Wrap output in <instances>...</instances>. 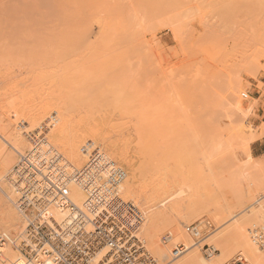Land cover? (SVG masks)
<instances>
[{"label":"rangeland","instance_id":"obj_1","mask_svg":"<svg viewBox=\"0 0 264 264\" xmlns=\"http://www.w3.org/2000/svg\"><path fill=\"white\" fill-rule=\"evenodd\" d=\"M21 1L23 0H15V3L12 0H7V2L5 0L4 2L8 4L13 2L14 5H9L16 6V3L18 4ZM158 1H160L161 3L159 4L162 5H155L157 0H139V3L135 0L106 1L109 4L118 5L120 7L126 5V7H124L125 13L137 15L134 16L140 21V24L139 22L137 23L139 24V29H137L138 27L135 23L137 22V18L133 15L128 16L126 14L127 17H134L135 19L130 18L133 22L129 23L133 25H128L126 27L124 25V28L129 29H125L126 32L123 30L125 33H127V31L129 33V30L132 29L129 34H133V36L135 34L136 36H132L133 38L130 37L131 39L126 40L129 42H122V46L119 45V43L116 44L115 36L112 38L109 45L110 47H112L111 45H116L118 48L120 47L122 56L121 61L115 58L117 55L115 52L117 49L116 47L113 48L115 51L111 50L110 53L106 52L107 54L100 52L94 57L93 54L89 55L90 53H86L87 55L85 54V56L83 55L84 57L82 56L84 59L81 58L80 60H78L80 57H77V60H75V57L71 56L75 61L73 59L70 60V57L66 56L64 61L67 67L68 63L71 62L70 64H75V62H77L75 64L76 67L80 64V67L82 68L84 66V68L77 71L76 69L78 67H74V64L72 66L69 65V69H72L73 72H77V74L74 73L75 75L72 76L73 72L69 75L67 71L68 74L65 79L69 78L68 83L72 82L69 84L71 87H68V84L62 85L60 89L65 88L66 91H62L61 93L59 89L58 91L56 90L59 87H55L54 91L57 92L54 93V95L58 96L59 102L65 107L68 121L67 125L69 121L70 125L68 126L72 128L73 125L74 131L72 129V133L69 131V133L73 135V142H78L79 139L83 138L82 136L86 134L88 136V134L93 133H104L105 127H103V120H109L110 118L108 119L107 116L111 117V119L116 116L118 117L119 115H117V113L120 114L122 112L121 107L118 109L121 100L126 98L127 95L129 96H127L126 99L131 97L130 99L132 100H128L131 107L128 105L129 103L126 104L124 102L126 99L122 101L131 108L127 111L128 113L131 112V119L128 117L129 114L126 113V110L122 112L123 114H120V117L116 118L119 122L120 120H123L121 121L122 123L126 122L127 125L123 123L124 127H126L124 130L128 132L130 129L128 134L124 131V136L122 134L118 135L119 137L117 136L118 141L122 138L120 144H117V146H121V148L124 147V151L120 148L118 149L119 152H124L121 155L122 157L125 156V154L127 155L123 158V160L126 159L124 162L128 164L127 166L133 170H136L135 168H137L140 163H142L144 167H146L145 164L149 165V168L154 166L157 168V171H154V167L150 169H152L151 171L154 172L157 177L155 178L154 176L153 180L151 179L152 177L148 180L146 177L147 175L144 174L145 177L140 175L142 177L141 179H144V182L140 180L139 177L138 181L140 183L137 180L138 184L128 180V184H132L130 185L133 187V191H138L140 188L143 190L145 184V186L149 185L151 187L149 188L148 186V189L146 191L144 189V191L150 192V190L153 189L150 192L151 194H148V192L145 193L148 196H152L153 192H156L155 194L159 192L158 188L160 186L164 187V185L166 186L168 183L171 184L172 182V184H176L177 182L179 184V186H177L178 189H181L184 193L171 202L172 205L174 203L179 207L181 205V210L187 208L186 205H188L189 195H192L191 203L195 207L193 211L197 213L195 212V214L193 212L192 215L195 214V216H192V218L187 217V223L183 226H179V230L182 231L183 228L187 226L195 227V225H199L201 227V230H197V234H191L190 236L192 243L195 244L199 241L195 248H197L200 256L206 259L203 255V250L206 247H210L214 250L217 249L215 241H211L210 238L218 232L221 235L223 233L226 234L240 224V226L245 228L250 242H252V239L255 240L253 231H256L258 236H264V220L260 224L256 221L245 222L246 219L252 218L253 212L257 209H260L264 215V146L258 153L251 152L252 143L259 140H262L264 143V6H261V8L260 6H255L254 9L252 7L250 11L248 9L249 12H245L244 10L243 12H239L238 9L235 10L236 4L239 5L243 0H218L219 2L217 0ZM215 1H217L216 3L218 4H216ZM252 1L249 0L250 4H248V2L247 4L251 6ZM169 2L173 3L170 4ZM245 3L246 2L240 3V5H244ZM232 4L234 5L232 6ZM248 5H246V8ZM161 6H163L165 10H161ZM239 7L240 9L242 8V6ZM129 8L132 10L135 8L137 10L133 12L132 10H128ZM233 10L235 12L238 11V13H234ZM153 11L155 13H153ZM227 12L234 13L235 15H229ZM145 13L148 15L146 16ZM187 13L189 14L187 15ZM224 13H226V15L228 14V16H226L227 18ZM240 13L244 15H240ZM246 13L248 14L247 17L245 16ZM153 15L156 18H152ZM149 16L151 17L147 18ZM19 17L21 18V16ZM185 17L188 19H184ZM13 22L15 23V21ZM93 23L90 25V28L93 27L94 32L95 26H93ZM129 23L128 21L126 22V24ZM51 28L52 27H46L45 32L48 34L50 33V35L51 33L54 34L57 32L55 28ZM133 31L134 33H132ZM93 32H90V40L94 37ZM94 39L95 37L93 38V42ZM99 40L100 39L96 38L97 42H99ZM112 41L115 43H112ZM111 53L114 54L113 57ZM88 55L95 59L89 58ZM86 57L87 59H91L90 61L92 63L88 62L87 59L85 60ZM12 59L16 62H12L14 63L13 65L16 64L15 66L18 68L20 64L19 58L13 57ZM82 59L87 62H83ZM95 60H99V63L97 64ZM101 61L103 62L101 63L102 68L100 67V69L102 71L104 70L103 72L98 71L100 70L99 64ZM115 61L118 63L115 64L114 69H112L113 67L110 68V66L109 68L107 67L109 63L114 65ZM103 63H107V66H104L105 64L102 65ZM11 67L13 66L11 65ZM86 67H88V69ZM2 68L0 67V72L4 71ZM96 68L98 69L96 70ZM13 69L16 74L18 70L16 71L15 68ZM92 69H95V71ZM110 69L111 71H108ZM109 73L110 75H108ZM18 74L19 72H17V75ZM17 75L10 78L6 75V79L4 78L5 75L1 76L0 88L3 86V82L5 84L9 83L7 89H10V86H15V89L17 88L16 90L14 87L10 90L14 89L15 92H17L19 90V86L17 87V85H15L18 83L16 80ZM18 77H20L18 80L22 82L23 79L24 82H26V80H28L27 82H31L30 85L32 86L29 85L31 92L27 91L26 93L23 92L25 90L22 91L24 95H27L28 92L31 93L29 96L32 95L33 103L29 108H33V111L38 109L41 110L42 104L44 103L42 101L43 96L52 92H48L49 88H47V86L44 89L41 86L45 84L42 80L43 72L24 70L20 72ZM72 77L76 78L77 81ZM112 77H117V81L119 78L121 83L124 81L125 83H123L124 88H121L123 94H118V91H121L120 87H123V85H121L120 81H118L119 84L115 79V81L113 80L116 84L113 82L114 85L110 86L111 89L113 88L115 90V85L117 84H119L120 87L118 86L119 90L112 93L110 92L113 98L110 97L111 100L108 101L109 97L107 95H109L111 89L108 84L105 83ZM14 79L17 81L15 84L13 83L14 81L12 82ZM70 79H73L77 83ZM27 82L24 84H27ZM73 83H75V85ZM110 84L112 83L110 82ZM21 85L22 89L29 88L28 85L25 86L22 83ZM24 86L26 88H24ZM104 88L107 89V94ZM13 91L7 90V93L14 96L15 93ZM20 91L21 88L17 92L18 95ZM0 92H2V90H0ZM124 92H126V94ZM128 93L132 94L130 95ZM102 94H106V96L104 97ZM117 98L122 99L116 102ZM104 100H107L106 102L108 103L105 104L106 102H104ZM109 104H112L111 106H113V108L111 107L110 109V106H107ZM105 105L106 107H104ZM126 105L124 107L128 109ZM107 107L110 109L109 111L104 110L107 109ZM102 111L105 112L103 113ZM110 111H112V113L109 116L106 112L110 114ZM4 114L5 112L0 110V118L4 116L7 117V115ZM103 114H106V119ZM54 115L58 117L57 114L53 113L43 121L44 126L46 121H51V123L50 121L46 122L48 125L45 126L47 130L48 128L50 129V131L48 130L49 132L47 131L48 136L50 135V138L47 136L50 139L47 138L49 142L51 141L52 130H55L52 128L57 127L54 123L59 124V118L57 120ZM54 117L56 118L55 122L52 121ZM133 118H136V120H133ZM3 119L7 120L11 128L18 127L21 131L23 124H20L21 122L19 119L18 121L13 120L17 118L12 119L11 117H4ZM115 120L113 118L111 122L116 123L113 122ZM152 120L154 121L149 122ZM119 122L117 121L118 124ZM144 123L146 124L144 125ZM246 127L250 128L248 132L246 131ZM133 128L134 130H131ZM138 128L141 129L139 130ZM135 129L136 131L138 130L136 135L133 133ZM153 129L154 131H152ZM29 130L30 129L27 131L24 127L21 132L28 134ZM68 130L70 129L68 128ZM34 131L36 130H33L32 133H34ZM131 131L132 133L130 135ZM125 135L131 138L129 139L130 141ZM123 139H125L124 142ZM142 141L144 145L142 148L145 149V151H143L142 148L138 149L143 146L139 145ZM245 141H247L249 150L240 146L241 143ZM128 142L132 144L138 142L139 144L134 145L136 146L134 148V146L130 145ZM0 146L3 145L0 144ZM54 147L57 150L59 149L56 145H54ZM149 147L151 148L149 149ZM125 149L128 150L126 151ZM58 151H60V149ZM100 152L108 155L110 159L115 157L112 153H107L106 151ZM260 152L263 153L261 154ZM14 155L12 156H14L15 161L17 156L16 154ZM116 166H118V168L123 167L121 163H116ZM158 169L159 173H156ZM125 181L126 180H123V182ZM135 183L136 186L139 185L140 188H138L139 186H134L133 184ZM152 186H155L157 190ZM127 197L128 196L123 195V199L125 198V201L129 200L128 202H130L132 198L129 199ZM154 200L155 201L152 203H157L160 198L159 200L158 198ZM131 202L136 204L134 200ZM171 202H168L170 203L169 206H171ZM251 204H254V208H249ZM165 205L168 204L166 203ZM157 206L159 207L160 204ZM167 207L168 206H163L162 209ZM159 208L155 211L164 210H160ZM139 210L143 212V208H139L138 211ZM166 211L169 212L168 214H170L171 217V212L169 210ZM177 214L178 213H176V215ZM174 215L173 213V218L176 216ZM178 216L181 220L185 219V213H183V211H181V214ZM178 216L176 217L177 219ZM142 219L140 220V225ZM234 225L235 227H233ZM231 227L233 228L231 229ZM182 233L185 232L182 231ZM162 234H158V244H161L160 241L164 236H168V231L165 230ZM16 235H18V233ZM207 236H210L209 240ZM253 242L252 246L256 249L259 248L258 250H262V254H264V248L256 245V240ZM168 249L170 250L171 247L169 246ZM217 254H220L219 251H216L214 255ZM238 255L247 259L248 264H251V259L244 252H235L229 255L222 264H228Z\"/></svg>","mask_w":264,"mask_h":264},{"label":"bare ground","instance_id":"obj_2","mask_svg":"<svg viewBox=\"0 0 264 264\" xmlns=\"http://www.w3.org/2000/svg\"><path fill=\"white\" fill-rule=\"evenodd\" d=\"M4 1L5 0H0V63L4 64V65L0 64V67L1 68L3 67L2 69L4 70V71L0 72V74L3 73L5 76L3 74H1L0 77L4 76V78H5L6 75L9 76L8 78L14 77V75H17V72H19V74H20V72H23L24 70L25 71L28 70V71L43 72L42 80L44 81V83L46 85L44 84V86L43 85H41V86L43 87V89L47 86V88H49V91H48V89H47V91L48 92L52 91V92L47 93L45 96H43L42 101L44 103L42 104V109L41 110L38 109V110L33 111L32 110L33 108H31V107L29 108V106L33 103L32 97H31L32 95L29 96V94H31V93L28 92V94H27L28 96L23 94V92L27 93V91H30V86H32V85H30L31 82H27L28 80H26L27 84H24V83H26V82H24V79H23V82L18 80L21 77V76L18 77V75H19L18 74L16 76L17 79L15 78L18 81V83H17V81H15V79L12 80V82L14 81L13 82L14 84H15V82L17 83V84H15V85H17V87L19 86L21 88V91L19 92L20 94L18 95L17 92L20 90L19 87H18L19 90L17 92H15V90L17 89V88L15 89V86H13L15 90L14 89L10 90L11 88H13L10 85H9L10 89H7L9 83L5 84L3 82L4 78L2 79L3 81H1V82H3V84H2L3 86L0 88V90H2V92H0V110H3L5 112V114L7 115V117H11L12 119L17 118V119H13L14 121H18V119H19L21 122L20 124L21 125L23 124L22 129L25 127L27 131H28V129H30V130H29L28 134L25 132L22 133L21 132L22 129L20 131V128H18V127H16V128L10 127L7 120L3 119L4 117L7 118L6 116H4L3 118H0V144L3 145V146H0V238L3 242V244L1 245V248H0V264H23L22 257L19 254H16L17 252H15L11 247V244L13 245V243L15 242V239L18 236L16 234L21 233L23 230V227H24L23 220L21 219V217H20V215H19V213L15 207V202L17 199V195H16L17 190L15 189V186L13 184L14 183L13 182V178H14L13 176H14V168L16 167L18 160L16 159L15 160L16 162L14 161V159H15L14 154H16L17 157L21 156V155L23 156L28 150H30L31 147L29 144V134H31L33 132V130H36V131L43 130L45 128V126L48 125L46 122H48L50 120L45 122V126L43 125V123H44L43 121L45 119H47L48 117H50V114H53V113L58 115V117L56 115H54V116L57 118V120L59 118V124L54 123V125L57 127L55 128L53 126L54 128H52L55 130H52L53 132L51 133V141L50 142H49V140H50L49 136L50 135L48 136V134H47L50 131V129L48 128L49 131L46 129V131L43 132V135L45 138L43 139V141L40 142V144L38 146V150H40L41 148L46 149L44 151L41 149L40 152L41 153L43 152L42 155H46L47 153H50L51 151L55 152V154L57 155V158H58V162L62 163L61 168H63V171L65 172L66 176L68 177V181H67L68 183L66 186L68 198L76 207H80L82 205L83 200H84V195H83L81 189L72 181V175L75 172H78L79 170L82 169V167L86 164L87 157L89 156L90 153H92L94 151H99V152L100 151H102V152L106 151L107 153H112L115 155V157L112 156L113 158L110 159L108 155L103 153L111 161V163H113L114 165H116V163L117 164L121 163L123 165V167H122L123 169L122 168H119V169L122 170V172L124 173L126 178L128 177L127 179L124 178V180H126V181L121 182V184L118 187L120 195H122L121 197L123 198V195H125V196H128L127 198H129V199L132 198L130 200L136 201L135 202L136 204H134V202H131V201L130 202L132 204H134V207L136 209L138 207L141 209L143 208V212H140L141 210L138 211L139 208L137 209L138 213L140 215L142 214V217H143V219L141 217V219H142L141 225H140L141 227H139V228H141V229H139L140 235H141V238L143 240L145 238L146 241L145 240L144 241L148 244L147 245L145 243L146 248H147L149 254L151 255V257L156 262H158V264H222L224 262V260L229 255H231L235 252H237V253L238 252H244L251 259V264H264V254H262L263 253L262 250L260 251V250H258L259 248L256 249L252 246V244L254 243L253 241H255V240L252 239L253 243L249 241V238L247 237V233H246L245 228L240 226V224L237 225L236 227L234 225L233 227H235V228L231 227V229L233 228V230L229 231L226 234L223 233L221 235L218 232L217 234L212 236L210 238V240L215 241V244L217 246V249L215 251H219L220 254L212 256L209 260L203 259L200 256V254L198 253L197 248H195V246L198 244L192 243L191 242L192 241L191 236L187 235L186 233H182V231H184V230H182V231L179 230V226H183L185 223H187V221H188L187 217L192 218V216H195V214L197 213L196 211H195L196 213L193 211V208L195 209V207L191 203L192 202L191 201L192 195L191 196L189 195L188 205H186L187 208H183V210H181L182 209L181 205H180V207L178 205H176L175 203L172 205V202H173L172 200H176V198H178L179 196H181L184 193L183 191H181V189H178L177 186H179V184L177 182H176V184H172V182H171V184L168 183L166 186L164 185V187L160 186L158 188L159 192L157 191L158 192L157 194H155L156 192L155 193L153 192L154 194L152 193V196L149 195L150 197L147 194H145L148 192V191L147 192H145V191L148 189L149 185L145 186L146 185L145 184L143 190L140 188L139 185L136 186V183H137L139 177H140V180H142L141 176H144V174H145V175H147L146 177L148 180L151 177H152L151 179L153 180V177L155 176V174H154V172L151 171L152 169H150V168H153L154 166L149 168V165L145 164L146 167H144V166H142L143 165L142 163H140V165L137 166V168H135L136 170H133L132 168L127 166L128 165L127 163L124 162V160H126V159L123 160V158H125V156H127V155L125 154V156L122 157L121 155L124 152H119L118 148L123 150L124 147L122 146L123 148H121V146L120 147L117 146V144L119 145L120 141L122 140V138L120 136L121 140L119 139V141H118V137H119L118 135H121V134L123 135L124 131L127 132V130H124V129H126V127H124V124L125 125H127V124H126V122H123L124 123L123 124L121 122L123 120H120V122H119V120H117L116 118L120 117L121 116L120 114H123L122 112L126 110V113L129 114L128 117H130V119H131V114H130L131 112L130 113L127 112L129 109H131L130 103L128 102V100L131 97H129V99H126L127 96H129V95H127V96L125 95L126 92H124L125 93L124 95L126 96V98H124V99H126L127 101L122 99V98H119V99L117 98V100H116V102H119L122 99L120 102V106L118 107V109L121 107L122 112L120 111L121 112L120 114H118L116 112L117 115H119L118 117L117 116L113 117L115 114L113 112L114 114L112 116L114 118V120L116 119L113 122L117 123V121H118L119 124L118 123L117 124L112 123L111 121L113 120V118L111 119V117L107 116V118L108 119L110 118L111 121H110V119L109 120H103V123H104L103 127H105L104 133H93V134H88V136L86 134L85 136L83 135L82 136L83 138H80L78 142H75V141L73 142V140H72V139H74L73 135L70 134V133H72L71 129L74 131L73 125L71 124L72 128H71V126L70 127L68 126V125H70V121H69V124L67 125L68 121H67L65 107L59 102L58 96L54 95V93H56L58 91V89H59L60 93L62 91H66V89L64 87H63L64 89H60V88H62V85L68 84V87H71V86H69V84H71L72 82L68 83L69 78H67V79H65V78H66V75L68 74V72H69V75L71 72H73L72 69H69L70 68L69 65L72 66L74 63L73 64H70L71 62L68 63V67H69L68 68L66 66L67 64L64 61V59L67 56V57H70L69 58L70 60H72V59L74 60V58H71V56H72V57H75V60H77V57L78 58L80 57L78 59V60H80L81 58H83L85 56L86 53L87 54L90 53L89 55L93 54V57L97 56L98 55L97 53H100V52L110 53V51L114 50L113 48L116 47V45H111L112 47H110V45H109L114 36H115L114 38L116 40L115 41L116 44L119 43V45H121L122 42H124L128 39H131L130 37H132L133 34L130 35L129 33H131L130 31H132V29L129 30V33H128V31H127V33H125L126 32L125 29H129V28H124V25H125V27L128 25H131V23H129V22H133L130 19L132 17L129 18L126 16V14L128 16H132L133 14L129 15L127 12L126 13L124 12V7H126V5H123L120 7L118 5H112V4H109L106 2V1H110V0H23L18 4L16 3V6H13L15 3V0H12V1H14V3L10 2L9 4H13L11 6L8 3H6L7 0H6V2H4ZM135 1L138 2L139 0H135ZM161 1H163V0H161ZM171 1H173V0H171ZM217 1H215V3ZM151 2H153V1H151ZM157 2L155 5H158L159 3H161L158 0H157ZM237 2H239V1H237ZM244 2H246L244 5H242V4L240 5V3H244ZM247 2H248V4H250L249 0H245V1L243 0L242 2L239 3V5L236 4L235 10L238 9L239 12H241V11L243 12V10L245 12H249L252 7L254 9L255 6H258V7L260 6V8H261V6H264V0H254V1H252L253 3L251 2V4H252L251 6L248 5ZM172 3L173 2H171L170 4H172ZM220 3H222V2H220ZM216 4H218V3H216ZM234 4H232V6ZM129 5H130V3H129ZM131 5H132V3H131ZM159 5H162V4H159ZM246 5H248L249 8H248V6L246 8ZM163 6H161V8H162L161 10H165ZM239 6H242V8L240 9ZM258 7H256V8H258ZM146 8H147V6H146ZM223 8H226V7H223ZM243 8H245V9H243ZM248 9H249V11H248ZM128 10H132V9L129 8ZM135 10H137V9L134 8V10H132V11L135 12ZM157 10H155V11H157ZM228 10H230V9H228ZM144 11H145V9H144ZM255 11H256V9H255ZM151 12H152V10H151ZM230 12H227V13L229 15L230 14L235 15L234 13H236V14L238 13V11L235 12L234 10H233L234 13H230ZM253 12H252V14H253ZM153 13H155V12L153 11ZM188 14L189 13H187V15ZM224 14H225V17L228 16V14L227 15H226V13H224ZM241 14H243V13H240V15ZM249 14L252 15L251 13H249ZM18 15L21 16V18ZM145 15L147 16L148 14L145 13ZM247 15L248 14L246 13L245 16L247 17ZM16 16H18L19 18ZM135 16H137V15H135ZM151 16H152V14H151ZM151 16H149L147 18H150ZM134 17L132 19L137 18V17H135V18ZM154 17L155 16L153 15L152 18H154ZM186 17H188V16H186ZM186 17L184 19L187 20L189 17L188 18H186ZM222 17H223V14H222ZM136 20H137V22H135V23H136V26L138 27V25L140 24V21L138 20V18ZM13 21H15L16 24ZM125 21L126 22L128 21L129 24H126ZM138 22H139V24H137ZM92 23H93V26H95L94 32H93V27L90 28L91 27L90 25ZM47 25H50V26H47ZM46 27L55 28L57 30V32L54 34L51 33V35H50V33L48 34L47 32H45ZM137 29H139V27ZM91 31L94 33L93 34V36L95 37L94 42H93L94 37H92V39H91L92 41L89 38V35H91V33H90ZM52 32H54V31H52ZM138 32H139V30H138ZM132 33H134V31ZM134 36H136V35L134 34ZM96 38L100 39L99 42L96 41ZM115 42L112 41V43H115ZM126 42H129V41H126ZM116 48L118 49V51H117V49H116V51L114 50L117 53L115 58H118V59H120L119 61H121L122 56H121L120 47L119 48L116 47ZM203 54H205V53H203ZM89 55H88L89 58L95 59L93 57H90ZM113 56H114V54H112V57ZM13 57L19 58L18 60H19L20 64L18 65V68H16V66H15L16 64L13 65L14 63H12V62H15L12 59ZM89 58L87 59V57H86L85 60L87 59L88 62H91L90 61L91 59H89ZM83 59H82L83 62H87V61H84ZM118 59H115V60H118ZM1 61H3V62H1ZM4 61H6V62H4ZM10 61L12 64L10 63ZM96 62L98 64L99 60ZM102 62L103 61H101L99 64V69L101 67ZM5 63H6V66H5ZM76 63L77 62H75V64ZM107 63H108V61H107ZM107 63H103L102 65L105 64L104 66H107L106 65ZM116 63H118V62L115 61L114 65L109 63L110 65L108 64L107 67L109 68V66H110V68L113 67L112 69H114V66ZM10 64L13 67H11ZM75 64L73 65L74 67H76ZM8 66H9V68H8ZM80 66L81 65L78 64V66H77L78 68L76 67L77 71L79 69L84 68V66L82 68ZM4 67H5V69H4ZM89 67H91V66H89ZM13 68H15L16 71L18 70L16 72V74H15V71H13L14 70ZM86 68L88 69V67H86ZM97 69L98 68H96V70ZM69 70H71V71H69ZM92 70L95 71V69H92ZM82 71H84V70H82ZM98 71L100 72L102 70L100 69ZM108 71H111V69ZM74 73L77 74V72L74 71L72 76L75 75ZM108 75H110V73ZM112 75H114V74H112ZM113 77H115V76H113ZM70 78H71V76H70ZM112 78L110 80H108L107 83H105V84H108L109 87L114 85L115 80L117 81V79H116L117 77L113 78V79ZM73 79H76V78H73ZM73 79H70V80L73 82L77 81V79L75 81ZM21 80H22V78H21ZM118 81H120L119 78H118ZM20 82L25 86L30 85L29 88L22 89V87H21L22 85ZM110 82L112 84H110ZM75 83H77V82H75ZM75 83H73V84L75 85ZM120 83H121V81H120ZM123 83H125V81ZM123 83H121V85H123ZM14 84H12V85H14ZM119 84L115 85V87H116L115 90L113 88L111 89V87H110V89H111V90L109 89L110 90L109 91L110 96L107 95L109 97V98L107 97L109 99L108 101L111 100L110 97L113 98V96L110 94V92L112 93L114 91L119 90L118 89V86L120 87ZM25 86H24V88H26ZM55 87H59L56 89L57 90L56 92L54 91ZM121 88H124V85H123V87H120V89ZM126 88H125V90H126ZM6 89L8 91L14 90L13 91L15 93L14 96H11L10 94H8ZM23 90H25V91H23ZM104 90L106 91L107 89L104 88ZM101 92H102V90H101ZM118 92H116V93L121 94L123 91L121 89V91L119 90ZM11 94L13 95L12 92H11ZM106 94H107V91H106ZM106 94H102V95L105 97ZM128 94L131 95L132 93H128ZM15 95H16V97H15ZM133 95H135V94H133ZM120 96H122V95H120ZM123 100L126 104L129 103L128 105L130 107L127 106L124 102H122ZM130 100H132V99H130ZM106 101L104 100V102H106ZM107 103L108 102H106L105 104H107ZM113 103H114V100H113ZM111 105L112 104H109L107 106L108 107L110 106V109H111V107L113 108V106H111ZM118 105H119V103H118ZM125 105L128 107V109H126L124 107ZM104 107H106V105ZM108 107H107V109H104V110L109 111L110 109H108ZM112 111H115V110H112ZM112 111H110V114L107 112H106V114L110 116ZM105 115L103 114L104 118L106 117ZM132 115H133V113H132ZM55 117L52 120L54 122L56 119ZM133 120H136V118H133ZM153 121L154 120L149 121V122H153ZM50 123H51V121H50ZM130 123H133V122H130ZM146 123H147V121H146ZM146 123H144V125ZM141 124H142V122H141ZM131 125H130V127L132 128ZM136 126H137V124H136ZM51 127H52V125H51ZM133 127H135V126H133ZM68 128L70 130H68ZM149 128H150V126H149ZM138 129L140 130L141 128H138ZM246 129H247L246 130L247 132L250 130L249 127H246ZM131 130H134V128ZM36 131H34V132H36ZM69 131H70V133H69ZM129 131H130V129H129ZM152 131H154V129ZM128 132H127V134H128ZM136 132L138 133V130L136 131V129H135V131H133V133L136 135ZM131 133H132V131L130 132V135H131ZM126 137H128V140L131 139V138H129V136H126ZM47 138L49 140H47ZM124 140L125 139H123V142H124ZM132 142H134V141H132ZM138 142H140V141H138ZM138 142H136V144H132L129 142L128 143L130 145L134 146V145H138L139 144ZM52 143H53V146H52ZM54 145H56L60 149V151H58L59 149L57 150L54 147ZM139 145H143V141ZM240 146L243 147L244 149L249 150V146L247 144V141L241 143ZM135 147L136 146H134V148ZM142 147H144V145L139 147V148L137 146L138 149H141ZM137 148H136V150H137ZM150 148L151 147H149V149ZM7 151H9L10 154ZM138 151H141V150H138ZM143 151H145V149H143ZM148 151H151V150H148ZM12 155H14V156H12ZM138 164H139V161H138ZM154 168H155L154 171H157V168L156 167H154ZM126 171H127V173H126ZM156 173H159V169H158V172H156ZM148 175H149V178H148ZM156 177L157 176H155V178ZM128 180H130V182L131 181L136 182L133 185L136 187L139 186L138 188H140V190H142L143 192L140 190L133 191L132 190L133 187H131L132 184L131 183L128 184ZM142 181L144 182V179ZM173 183H175V182H173ZM129 185H130V187H129ZM150 187L151 186H149V188ZM153 188L156 189L155 186ZM144 189H145V191H144ZM152 190H150V192ZM150 192H148V194ZM161 196H162V198H161ZM155 198H158V200L160 198L159 202L152 203L155 201L154 200ZM124 200H125V198H124ZM156 201H157V199H156ZM168 202H171V206H169L170 203H168ZM166 203L168 205H165ZM158 204H160V206H159L160 208L157 206ZM185 204H187V203H185ZM136 206H138V207H136ZM163 206H168V207L163 208L164 209L163 210L162 209ZM157 208H159L160 210H163V211H155ZM249 208H254V204L253 205L251 204L249 206ZM166 210H169L171 212L172 216H173V213L175 215H176V213H178V214L176 216L174 215L175 217L173 218L172 216L170 217V214H168L169 212H167ZM181 211H183V213H185V219H182V220H181V218L179 219V216H178L181 214ZM193 212L195 213L194 215H192ZM49 213L56 220H60L63 217V214L60 211L56 210L55 208H50ZM177 216H178V219L176 218ZM197 218H198V216H197ZM263 220H264L263 213L260 211V209L259 210L257 209L256 211L253 212L252 218H250L248 220L246 219L245 222L256 221L257 223L260 224L261 222H263ZM200 228L201 227L199 225L198 226L195 225L192 234L193 235L197 234V230H201ZM165 230L168 231V237L171 238L170 243L167 246H163L161 244H158L159 235L162 234V232ZM164 234H166V233H164ZM249 236H251V235H249ZM209 237L207 236L208 240H209ZM250 240H251V238H250ZM9 243H10V245H9ZM176 245L183 246L185 249V253H184V255H182L177 260L171 262L169 259L171 249L169 250L168 247L170 246L171 248H173ZM262 248H264V246ZM99 258L100 257L98 256L96 258V261L99 260Z\"/></svg>","mask_w":264,"mask_h":264},{"label":"built area","instance_id":"obj_3","mask_svg":"<svg viewBox=\"0 0 264 264\" xmlns=\"http://www.w3.org/2000/svg\"><path fill=\"white\" fill-rule=\"evenodd\" d=\"M46 129L29 134L31 148L17 157L14 168L15 207L24 227L12 249L23 264H158L140 236L141 215L118 190L125 178L122 170L103 153H90L82 169L72 175L84 195L82 205L76 207L68 198V177L57 155L53 151L42 155L41 149H46L38 150ZM50 208L60 211L62 219L52 217ZM193 229L183 228L187 235ZM253 237L256 245L264 246V236L253 231ZM170 239L164 236L161 245L167 246ZM2 244L0 238V248ZM184 253V247L176 245L169 259L173 262ZM215 253L210 247L203 250L207 260ZM228 264L248 262L238 255Z\"/></svg>","mask_w":264,"mask_h":264},{"label":"crops","instance_id":"obj_4","mask_svg":"<svg viewBox=\"0 0 264 264\" xmlns=\"http://www.w3.org/2000/svg\"><path fill=\"white\" fill-rule=\"evenodd\" d=\"M263 141L259 140V141H255L254 143L251 144V152H255L258 153L262 148H263ZM261 154L263 152H260Z\"/></svg>","mask_w":264,"mask_h":264}]
</instances>
